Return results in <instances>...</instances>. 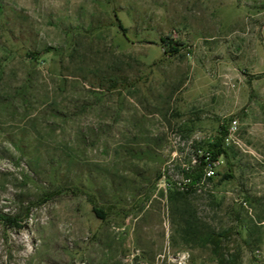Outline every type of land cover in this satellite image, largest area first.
Returning a JSON list of instances; mask_svg holds the SVG:
<instances>
[{
    "label": "rangeland",
    "instance_id": "374dc122",
    "mask_svg": "<svg viewBox=\"0 0 264 264\" xmlns=\"http://www.w3.org/2000/svg\"><path fill=\"white\" fill-rule=\"evenodd\" d=\"M263 26L264 0H0V264H219L213 234L264 264Z\"/></svg>",
    "mask_w": 264,
    "mask_h": 264
},
{
    "label": "trees",
    "instance_id": "16d2710c",
    "mask_svg": "<svg viewBox=\"0 0 264 264\" xmlns=\"http://www.w3.org/2000/svg\"><path fill=\"white\" fill-rule=\"evenodd\" d=\"M207 153L210 156L209 160H214L215 158H217L218 154L220 153V144H216V145L211 144ZM203 158H205V156H203ZM202 175L203 174L201 172H196V171H193L190 174H187L186 179L190 180L189 188L193 187L201 179ZM222 237H223L222 234H216V235L213 234L209 238V243L213 247L212 248L213 254L218 258L219 264L222 263L220 252H219V242H220V238Z\"/></svg>",
    "mask_w": 264,
    "mask_h": 264
},
{
    "label": "built area",
    "instance_id": "2783aa9c",
    "mask_svg": "<svg viewBox=\"0 0 264 264\" xmlns=\"http://www.w3.org/2000/svg\"><path fill=\"white\" fill-rule=\"evenodd\" d=\"M261 38H262V41L264 43V26L262 27V31H261ZM236 125H237V122L236 121H233L232 129H235L236 128ZM204 156H205L204 159L206 160V162L212 161V160H209L210 159V156H209L208 153H206ZM212 175H213V171L208 170L206 172V178H209ZM187 182H188V184L186 185V188H185L186 190L189 188L190 180L187 179ZM177 260H178V263L179 264H190V259H189V255L188 254L179 256L177 258Z\"/></svg>",
    "mask_w": 264,
    "mask_h": 264
}]
</instances>
